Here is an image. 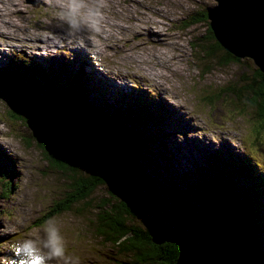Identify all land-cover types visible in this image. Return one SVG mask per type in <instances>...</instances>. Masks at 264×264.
<instances>
[{"label":"rangeland","instance_id":"374dc122","mask_svg":"<svg viewBox=\"0 0 264 264\" xmlns=\"http://www.w3.org/2000/svg\"><path fill=\"white\" fill-rule=\"evenodd\" d=\"M86 2L89 7L93 4V0ZM216 3L217 0H103L96 26L86 25L81 31L73 32L60 19L57 0H0V70L9 57L22 66V61L35 58L44 62L47 56L61 63L60 66L71 64L72 75L76 71L81 82L78 86L88 92L91 103L98 107L124 113L140 108L136 103L138 98L155 102L157 112L151 113L154 119L145 128L147 135L155 137L149 148L158 161L170 164L157 168L158 161L143 162L161 187L173 182L181 190H190L193 196L195 182L209 173L217 161L223 162L229 155L240 162L241 157L236 152L244 149L255 156H250L246 164L251 163L255 168L252 161H259L258 170L264 174V140L251 145L241 140L251 137L246 115H243L246 113L234 112L229 108L233 104L222 96L215 98V106L200 99L203 91L205 96L207 91L229 78L235 79L242 69L254 65L244 57L241 65L215 64L206 70L200 68L192 39L205 34L209 23L183 24L195 11L206 10ZM56 43H59V51L44 50H50ZM64 44L68 46L63 47ZM15 52L18 55L15 56ZM56 73L54 80L59 85L64 82L61 75L66 72ZM85 73H90L91 78L84 81ZM114 86L133 90L129 99H123L120 89L117 94L120 101L127 100L128 105L112 100L113 92L103 93V89H115ZM10 110L7 101L0 96V145L12 157L8 160L0 146V164L5 175H0V257L11 256L9 248L14 241L42 234L43 226L50 219L43 214L64 194L68 182L67 173L52 165L39 145H26L27 122L16 118ZM218 147L225 152L214 150ZM94 150L97 155L101 154L100 149ZM232 150L235 152H230ZM160 152L164 155L160 156ZM2 160L7 163L2 164ZM103 163L104 168L99 166L102 170L106 168L112 186L134 202L135 185L127 177L126 182H118L116 170L119 174L121 171L106 159ZM109 166L114 168L112 172ZM250 175H254L252 170ZM156 190L152 186L151 194L155 195ZM246 193L253 198L260 197L264 205V193L260 190L247 189ZM159 205L161 212L166 204L159 202ZM182 208L163 211L159 219L154 218L169 223L180 221L185 214ZM86 213L66 210L51 217L57 221L67 242L66 255L78 264H112L102 251L101 241L94 235ZM260 213L263 210L260 209ZM261 243L264 244L263 237Z\"/></svg>","mask_w":264,"mask_h":264},{"label":"trees","instance_id":"16d2710c","mask_svg":"<svg viewBox=\"0 0 264 264\" xmlns=\"http://www.w3.org/2000/svg\"><path fill=\"white\" fill-rule=\"evenodd\" d=\"M194 14L183 25L209 23L205 34L192 39L202 70L215 64L241 65L244 57L254 64L248 66L245 60L247 69H242L235 79L229 78L207 91L205 96L203 91L200 99L207 100L210 106H215V98L219 96L230 101L233 106L228 104L229 108L234 112L246 113L243 115L251 133L247 141L264 140V69L252 56L237 55L221 43L212 28L208 9ZM21 64L34 69L41 67V63L33 59ZM53 72H45V75L34 71L27 76L13 67L0 70V96L8 101L10 112L16 118H24L29 127L24 136L26 145H39L49 162L67 173L66 190L49 207L46 218L66 210L87 212L89 225L112 264H178L179 242L173 239L158 242L151 228L167 227L176 232L185 229L187 224L195 240L210 245L222 264H264V244L261 243L264 214L259 211L261 206L243 189V181L251 177L244 161L233 158L217 161L209 173L195 182L193 196L190 190H181L173 182L161 187L143 162L158 161L149 148L155 137L145 131L154 119L150 113L155 111L150 109L156 108L155 103L139 99V110L110 111L91 103L88 92L78 86L81 82L76 73L72 75L69 71L67 76H62L64 82L58 85ZM94 149L108 154V158L97 155ZM148 155L153 158L149 159ZM244 155L242 157L247 158L248 154ZM114 158L140 192L144 201L142 207L118 193L106 168H100L105 159L115 167ZM163 164L167 166L170 162L159 160L155 167ZM113 169L109 166L111 172ZM152 186L157 189V195L151 194ZM159 202L166 204L161 212L157 208ZM179 206L185 213L180 221L155 220L163 211L166 213Z\"/></svg>","mask_w":264,"mask_h":264},{"label":"water","instance_id":"95a60500","mask_svg":"<svg viewBox=\"0 0 264 264\" xmlns=\"http://www.w3.org/2000/svg\"><path fill=\"white\" fill-rule=\"evenodd\" d=\"M217 1L208 8L216 37L235 54L252 56L255 63L264 69V0ZM248 34L251 38H247ZM114 163L127 180L121 163H117L115 158ZM151 233L158 242L164 239L179 242L181 249L178 264H222L210 245L195 240L188 224L185 229L176 232H171L167 227H152Z\"/></svg>","mask_w":264,"mask_h":264},{"label":"clouds","instance_id":"9594fccd","mask_svg":"<svg viewBox=\"0 0 264 264\" xmlns=\"http://www.w3.org/2000/svg\"><path fill=\"white\" fill-rule=\"evenodd\" d=\"M57 3L61 8L60 19L73 32L86 25L96 26L103 6V0H93L91 7L86 0H57ZM9 251L11 256L0 257V264H78L66 255L67 242L54 218L46 222L42 234L14 241Z\"/></svg>","mask_w":264,"mask_h":264},{"label":"bare ground","instance_id":"6f19581e","mask_svg":"<svg viewBox=\"0 0 264 264\" xmlns=\"http://www.w3.org/2000/svg\"><path fill=\"white\" fill-rule=\"evenodd\" d=\"M247 38H251V35H247ZM255 52H257V50H255ZM262 54V53H261ZM106 156H108V154H106L105 155V158H108V157H106ZM104 160V159H103ZM116 174H117V172H116ZM118 179V182H122V183H124V182H126V180L124 179V177H123V175H122V173L121 174H119L118 173V177L116 178V180ZM136 201V203H140V205H142L143 204V200H142V197L140 196V192H138V190L136 191V194H134V202Z\"/></svg>","mask_w":264,"mask_h":264}]
</instances>
